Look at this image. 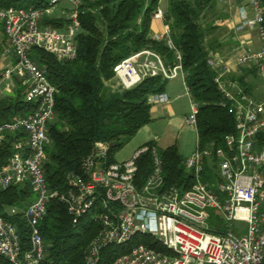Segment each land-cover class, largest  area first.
I'll use <instances>...</instances> for the list:
<instances>
[{
	"label": "built area",
	"instance_id": "2783aa9c",
	"mask_svg": "<svg viewBox=\"0 0 264 264\" xmlns=\"http://www.w3.org/2000/svg\"><path fill=\"white\" fill-rule=\"evenodd\" d=\"M94 1L49 0L46 9H0L8 39L0 57V92L3 81L16 77L27 87L25 100L37 106L33 114L0 124V143L12 133L22 132L25 136L14 143L15 154L0 170V189L29 184L35 196L26 209L11 207L0 213L2 264H46L47 246L40 225L54 200L66 206L74 225L86 215L102 224L84 253L86 264H100L104 249L124 248L138 236L153 238L159 248L140 244L110 264H264V100L256 99L238 79L246 71L264 79V8L258 0H247L250 14L245 11L240 15L237 31L256 33L260 48H241L236 66L217 53L208 57L224 100L221 106L234 117L237 133L225 136L224 147L213 143L198 146L185 159L186 169L195 178L190 190L165 189L163 161L156 146L145 144L131 159L110 163L108 148L101 143L84 160L82 173L69 175L66 192L50 190L44 165L58 90L45 69L36 64L32 51L44 50L60 61L74 60L76 37L81 31L77 11ZM62 4L70 8L62 10ZM56 8H61L60 16L70 9V26L61 30L44 24V18L52 16ZM153 19L164 24L158 40H165L176 52L178 64L166 65L157 52L146 49L117 64L116 79L122 88L131 89L150 77L161 76L168 81L181 77L184 94L191 97L181 53L165 25V12L158 8ZM170 102L167 93L149 98L151 105ZM198 114L199 106L192 101L185 121L196 129ZM145 154L151 155L152 172L140 184L139 160ZM206 164L214 168L213 182L203 180ZM212 212L222 221L217 222L218 229L226 226V232L212 231ZM17 214H23L30 229L28 250L22 246L18 226L8 220ZM236 223L243 226L235 227Z\"/></svg>",
	"mask_w": 264,
	"mask_h": 264
},
{
	"label": "trees",
	"instance_id": "16d2710c",
	"mask_svg": "<svg viewBox=\"0 0 264 264\" xmlns=\"http://www.w3.org/2000/svg\"><path fill=\"white\" fill-rule=\"evenodd\" d=\"M160 1L87 2L77 11L81 31L76 37L78 50L74 60L60 61L44 50L32 51L34 61L45 69L49 81L58 90L55 118L48 132L51 144L46 148L48 159L44 165L50 190L66 192L69 175L82 173L84 160L97 151L99 143L107 146L109 162L115 163L116 154L152 122L149 98L166 93L168 80L161 76L150 77L131 89H124L120 85L117 88L111 85L115 88L111 89L108 83L116 79L114 67L117 64L146 49L157 52L166 65L173 67L178 64L176 52L169 49L166 41L151 36L153 15ZM258 1L264 8V0ZM217 3L218 0H168L165 13V25L170 29L177 51L181 53L192 100L199 106L197 132L200 148L212 143L224 147L225 136L237 133L234 117L221 106L224 100L214 82L216 73L208 65L210 53L221 51L232 41L233 36L230 35L227 42H220L219 35H214L225 22L224 16L205 27L201 23L202 18ZM19 8L46 9L49 8V0H0V9ZM60 15L55 16L54 13L46 16L43 22L61 30L73 23L66 14ZM0 26L1 57L8 46V39L1 21ZM207 32L213 34L210 40H207ZM2 73L0 69V81L3 79ZM248 76L257 78L253 71H246L238 79L252 93V84L246 80ZM16 83L18 88L15 97L0 98V124L36 111L37 106L25 100L27 87L19 79H16ZM24 137L22 132H16L9 134L0 143V170L8 166L15 154L14 143ZM147 144L157 147L154 141ZM158 150L163 161L165 189L177 188L181 192L190 190L195 184V178L186 169L185 159L178 148L171 146ZM151 172L152 158L150 154H145L139 160L138 183H144ZM215 176L214 168L206 164L204 182H213ZM34 199L29 184L0 189V213L11 207L26 209ZM8 220L18 226L23 248L30 249V229L23 214L9 216ZM218 221L222 223L216 213L212 212V231L226 232V226L218 229ZM40 228L47 246L46 264H86L84 253L100 232L102 224L86 215L79 225H74L66 206L54 200ZM140 244L159 248L153 238L138 236L124 248L110 246L104 249L100 264H110Z\"/></svg>",
	"mask_w": 264,
	"mask_h": 264
},
{
	"label": "rangeland",
	"instance_id": "374dc122",
	"mask_svg": "<svg viewBox=\"0 0 264 264\" xmlns=\"http://www.w3.org/2000/svg\"><path fill=\"white\" fill-rule=\"evenodd\" d=\"M247 0H245L246 2ZM241 0H218L217 5L211 9L203 18H202V25L205 27L211 21L219 19L221 16H224V23L221 25L220 29L217 30L214 35H219L220 42H227L229 40L230 35L235 32V24L233 23L234 14L236 11V6L240 4ZM65 8H70L68 4H62ZM159 8L163 10L165 13L168 9V0H161ZM60 8H56L54 11L55 16H59L62 11ZM68 11L70 9H67ZM68 11L66 12V16H68ZM54 15V14H53ZM70 19V18H69ZM219 21V20H218ZM154 22H157L156 20ZM1 31V26H0ZM212 33L207 32V40H210L213 37ZM253 35V43L250 45L252 49H259L260 48V41L257 37V34L252 32ZM2 38V34L0 33V39ZM238 40H234L230 46H226L224 48L226 54H230L229 56L235 57L237 52L235 51L237 47ZM232 52V53H231ZM246 80L252 84V94L258 100H264V79L256 78L255 76H248ZM177 83L180 85L182 83V78L175 79L173 81H169V84ZM109 85V86H108ZM108 87L111 89H115L119 86L118 81L115 79L112 82L108 83ZM182 90L184 92V88L182 86ZM153 108V107H152ZM151 108V109H152ZM153 113V109L151 115ZM159 119V118H158ZM163 119V118H162ZM153 124H155L153 122ZM151 129L156 132L157 135L160 137L161 142L158 144V149L163 150L169 145L173 143H177L178 149L180 154L183 156L184 159H187L192 156V154L197 150L199 140H198V132L197 129L193 126H189L185 119L181 117H177L172 123L168 124V120H162L160 126L157 125H150ZM136 142H140V140H144V136L137 134ZM136 143H132V145L126 146L122 149L119 153L116 154L115 158L120 162L123 160L129 159L132 156L134 151V146ZM243 226L242 223H236L235 227Z\"/></svg>",
	"mask_w": 264,
	"mask_h": 264
},
{
	"label": "crops",
	"instance_id": "0c3cea01",
	"mask_svg": "<svg viewBox=\"0 0 264 264\" xmlns=\"http://www.w3.org/2000/svg\"><path fill=\"white\" fill-rule=\"evenodd\" d=\"M235 9H236V11L234 14V19H233V23L235 24V32H233L231 34V36H233L232 41L228 42L225 45V47L230 46L234 40H238L237 41L238 42V44H237L238 48H236V50H235L237 52V55H235V57L233 56V58H231L232 56H229L230 54L225 53V50H224L225 47L221 51L217 52V54H220L222 57H224L226 59V61L228 63H230L232 66H236V61H237V58L240 54L241 48L244 47L247 49H252V47H250V45H252V43H253V39H252L253 35H252L251 31L250 32H244V33L237 31V27L241 21L240 15L245 11L250 14V9L248 7L247 1L245 2V0H241L240 4L238 6H236ZM154 21H153L152 30H151V36L158 40V39H161V36L163 34L164 24L160 21H157V20H156L157 22H154ZM16 79H17L16 77H13L10 80H5L2 82L0 98L2 96H6L5 92H10V93L16 94V90L18 88L17 83H16ZM182 86H183V81L180 85H178L177 83L170 84L167 87L166 93L170 96L171 102L170 103H164V104L159 103V104H153L152 105V107H153L152 108L153 109L152 122L149 125L143 127L138 132L139 135L144 136V140H142V141L140 140V142L139 141L136 142L137 141L136 140L137 135H136L135 138L128 144V145H132V143H136V145L134 146V151L132 153L133 155L135 154V152L139 148H141L142 146H144L145 144H147L149 142L154 141L157 146L161 142L160 137L156 133L158 131L152 130L150 127L151 124L160 126V124L162 123V120L164 121L165 119H167L168 124H170L177 117H181L183 119H186L189 116L193 100L191 97L184 94V92L182 90ZM26 91H27V89H26ZM152 109H151V112H152ZM153 122L155 124H153ZM171 146H176L178 148L177 143H173V144L169 145L168 147H171ZM168 147H166V148H168ZM132 156H130L129 159H131ZM129 159L127 158V160H129ZM115 160L117 162H119L116 158H115ZM127 160H123V161H127ZM123 161H120V162H123Z\"/></svg>",
	"mask_w": 264,
	"mask_h": 264
},
{
	"label": "water",
	"instance_id": "95a60500",
	"mask_svg": "<svg viewBox=\"0 0 264 264\" xmlns=\"http://www.w3.org/2000/svg\"><path fill=\"white\" fill-rule=\"evenodd\" d=\"M5 95H6V96L15 97V94H14V93H10V92H5Z\"/></svg>",
	"mask_w": 264,
	"mask_h": 264
}]
</instances>
